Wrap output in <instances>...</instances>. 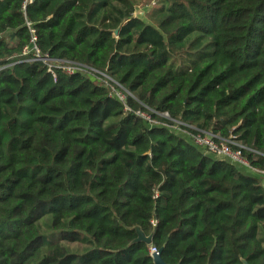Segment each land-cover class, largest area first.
<instances>
[{
  "label": "trees",
  "instance_id": "trees-1",
  "mask_svg": "<svg viewBox=\"0 0 264 264\" xmlns=\"http://www.w3.org/2000/svg\"><path fill=\"white\" fill-rule=\"evenodd\" d=\"M143 15L132 0H0V264H152L150 248L164 264H264V0ZM29 28L51 60L130 93L128 111L95 78L20 62ZM175 122L231 138L257 173Z\"/></svg>",
  "mask_w": 264,
  "mask_h": 264
},
{
  "label": "built area",
  "instance_id": "built-area-1",
  "mask_svg": "<svg viewBox=\"0 0 264 264\" xmlns=\"http://www.w3.org/2000/svg\"><path fill=\"white\" fill-rule=\"evenodd\" d=\"M31 41L29 46L25 47L21 53L20 62H30V63H40L42 64L47 73L55 80V71L59 70L67 75H82L84 77L95 78L96 81L101 83L103 88L109 91L110 97L115 98L118 102L123 104L125 107V111H128L126 106L127 98H134L130 93L126 92L118 83H116L112 78L107 76L104 73L98 72L90 67L78 64H68L62 61H53L47 54H42L37 47L35 46V37L33 30H30ZM147 110V109H146ZM150 113H152L150 111ZM136 115L140 118H143L148 124H153L150 120L149 116H146L140 112H137ZM160 117L164 119H168L167 114H160ZM182 128H187L181 122H175L172 127V132H177L184 134ZM188 136V135H187ZM190 142L202 149L207 155H210L214 158H219L227 161L229 164L240 167L246 170H251L247 160L241 155V146L237 145L231 138L228 140L220 139L217 136H214L210 133L198 132L197 134L188 136ZM231 146H237L239 150H233ZM255 156H259L260 154L254 150H248ZM252 171V170H251ZM257 173L255 171H252ZM264 178V170L258 172ZM150 256L157 251L154 248H150Z\"/></svg>",
  "mask_w": 264,
  "mask_h": 264
},
{
  "label": "rangeland",
  "instance_id": "rangeland-1",
  "mask_svg": "<svg viewBox=\"0 0 264 264\" xmlns=\"http://www.w3.org/2000/svg\"><path fill=\"white\" fill-rule=\"evenodd\" d=\"M134 5H135V14L136 15H143L144 13L148 12L151 8V6H153L157 0H132ZM152 2V4L149 6V3ZM144 16V15H143ZM182 139L186 140L188 142V137L185 136L184 134H182ZM203 152V151H202ZM236 169L238 170V172L243 173L247 176H255L253 173H251L250 171L240 168V167H236ZM77 245L71 246L70 248L72 249H77Z\"/></svg>",
  "mask_w": 264,
  "mask_h": 264
},
{
  "label": "water",
  "instance_id": "water-1",
  "mask_svg": "<svg viewBox=\"0 0 264 264\" xmlns=\"http://www.w3.org/2000/svg\"><path fill=\"white\" fill-rule=\"evenodd\" d=\"M133 230L135 231L137 238L131 245L142 243L147 246H150L152 236L145 237L139 228H134ZM150 258L152 260V264H164L163 261L161 260V251H157V253L152 254ZM242 264H246V263L243 261Z\"/></svg>",
  "mask_w": 264,
  "mask_h": 264
}]
</instances>
